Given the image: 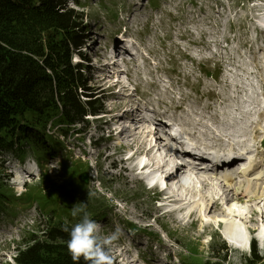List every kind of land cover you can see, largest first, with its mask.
I'll list each match as a JSON object with an SVG mask.
<instances>
[{"label":"rangeland","instance_id":"rangeland-1","mask_svg":"<svg viewBox=\"0 0 264 264\" xmlns=\"http://www.w3.org/2000/svg\"><path fill=\"white\" fill-rule=\"evenodd\" d=\"M65 5L83 15V42L89 47L80 50L81 57L73 54L71 61L75 64L80 58L87 85L99 89L103 113H87L75 127L53 118L43 131L26 129L23 138L0 140L8 144L0 151V264H14L16 250L24 247L31 234H39L46 222L74 226L82 214L73 217L71 208L80 202L86 203L89 217L101 225L102 236L116 233L108 246L115 264H179L176 215H160L159 203L165 201L153 204L152 199L162 188L148 190L130 169H134V156H126L136 150V143L139 154L143 153L146 141L141 144L149 130L145 133L141 127L134 145L109 133L116 115L120 123L125 121L130 106L135 107L132 113L146 112L149 118L157 112L168 131L174 127L169 0H65ZM110 49L116 54L136 52L137 61L114 68L119 74L126 71L127 88L118 86L111 74L103 82L97 77L111 67L103 64ZM120 81L124 83L123 78ZM127 117L132 127L134 117ZM166 133L158 136L163 139ZM29 139L41 143L26 144ZM83 174L86 182L80 180ZM166 191L161 195L166 196Z\"/></svg>","mask_w":264,"mask_h":264},{"label":"trees","instance_id":"trees-1","mask_svg":"<svg viewBox=\"0 0 264 264\" xmlns=\"http://www.w3.org/2000/svg\"><path fill=\"white\" fill-rule=\"evenodd\" d=\"M84 30L83 15L67 8L65 0H0L1 141L23 138L26 129L43 131L53 118L75 127L85 114L103 113L99 93L87 85L83 67L71 61L73 54L82 56ZM25 143L37 147L41 141ZM7 145L0 142V151ZM64 226L46 222L16 250L13 263L89 264L83 257L72 260Z\"/></svg>","mask_w":264,"mask_h":264},{"label":"bare ground","instance_id":"bare-ground-1","mask_svg":"<svg viewBox=\"0 0 264 264\" xmlns=\"http://www.w3.org/2000/svg\"><path fill=\"white\" fill-rule=\"evenodd\" d=\"M121 40H124V38H122V36L120 37ZM123 43V42H121ZM123 45V44H122ZM124 47L126 50H129L128 47H125L124 45L122 46ZM130 51V50H129ZM133 53V52H131ZM134 54V53H133ZM118 57L121 58V56H119L118 54H116V51L114 50L113 53H110V57L108 62H103V64H106V68L109 67V70H103L102 71V78L103 80H108V78L111 79V75H113V78H116L115 80L118 83V86L122 87V88H127V86H129L128 81H127V77L125 76L126 71L125 72H121L120 74L114 69L115 67L117 69H119V65L120 61H118ZM136 58V57H135ZM137 61V59H136ZM135 66V65H134ZM105 67V65H104ZM106 73V74H103ZM122 78L124 79V83L120 81V79L122 80ZM113 84V83H112ZM110 87V86H107ZM122 88H119V90H123ZM126 95V94H125ZM124 95V96H125ZM134 107V106H133ZM135 108V107H134ZM134 108H129V112H131ZM126 111V110H125ZM129 112L128 115H125V118L127 119L129 116ZM134 113V111H133ZM136 118L133 119L134 124L131 126H129V124H132V121L130 122V120H125L123 121V123L120 125V127L118 126L117 128H115L116 130L118 128H120L119 133L116 135V139L120 140L123 139V141L127 142L128 144H133L134 145V140L136 136V132L138 130H141V127H144V129L146 130L145 133L148 132L149 130V134L147 135V137H144V141H142L143 143L147 146H144V150L142 148V152L141 154H139V146L136 143L135 147L136 150L134 152H132L131 154L127 152L126 156H134L133 161H131V165L134 166L132 169V171L134 170V172H136V175H139V178H142L145 183L148 185L149 188L154 189L157 186L160 187L161 190H158L160 194H162V192L165 190L167 195L163 198L165 200L164 203H159L160 208H162L161 210V216H165V217H170L173 214L176 215L175 222L177 223V203H176V177H175V160L172 159L171 154L168 153L171 152V148L170 145L174 144V141L172 140V136L170 134L174 135L173 129L167 131L169 133V135H166L162 138H158L155 139L154 136L155 134H153V132H151L150 130H152V128H150L151 124L150 122L153 121L152 116L149 118L147 117V113L143 112V114H141V117L136 114ZM139 118H144V119H139ZM124 119V118H123ZM139 119V120H138ZM146 119V120H145ZM120 120V119H119ZM130 122V123H129ZM126 124H128V126H126ZM155 124V123H154ZM147 125V126H146ZM123 127V128H122ZM159 128V126H157ZM162 127V125H161ZM162 129H164L162 127ZM172 132V133H171ZM123 133V137L121 134ZM119 136V137H117ZM114 137V136H112ZM168 140L166 142L168 149L166 148V144H165V139ZM125 139V140H124ZM173 142V143H172ZM151 143H152V149L151 147ZM126 145V144H123ZM157 149V150H155ZM161 151V154L158 152ZM131 158H129L130 160ZM136 160V163H134V161ZM86 168H88L86 166ZM29 172L31 171V168H28ZM16 179L17 181H20V177L19 175H16ZM164 187V188H163ZM176 242V240H175Z\"/></svg>","mask_w":264,"mask_h":264},{"label":"clouds","instance_id":"clouds-1","mask_svg":"<svg viewBox=\"0 0 264 264\" xmlns=\"http://www.w3.org/2000/svg\"><path fill=\"white\" fill-rule=\"evenodd\" d=\"M88 195L92 194L88 193ZM86 208L85 202L74 204L71 208L73 217L82 214V218L71 229L67 226L63 227V231L69 234L66 242L67 251L73 261H78L83 257L89 264H112L108 246L116 239V233L102 236L100 234L101 225L89 217Z\"/></svg>","mask_w":264,"mask_h":264},{"label":"water","instance_id":"water-1","mask_svg":"<svg viewBox=\"0 0 264 264\" xmlns=\"http://www.w3.org/2000/svg\"><path fill=\"white\" fill-rule=\"evenodd\" d=\"M80 180L86 182L87 180L86 174L80 175Z\"/></svg>","mask_w":264,"mask_h":264}]
</instances>
